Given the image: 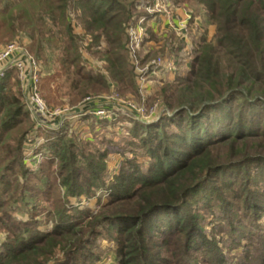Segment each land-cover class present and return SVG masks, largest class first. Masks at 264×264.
I'll use <instances>...</instances> for the list:
<instances>
[{"label": "trees", "instance_id": "16d2710c", "mask_svg": "<svg viewBox=\"0 0 264 264\" xmlns=\"http://www.w3.org/2000/svg\"><path fill=\"white\" fill-rule=\"evenodd\" d=\"M170 1L200 9L214 34L156 92L170 116L131 120L124 146L78 141L68 123L40 130L44 157L30 172L26 100L14 70L0 79V264H96L103 240L115 264H264V0ZM139 10L138 0H0V45L22 32L37 62L56 53L54 78L71 72L75 100L111 84L139 95L126 47ZM84 44L105 74L87 68ZM182 47H171L178 67ZM113 150L121 163L109 174Z\"/></svg>", "mask_w": 264, "mask_h": 264}, {"label": "rangeland", "instance_id": "374dc122", "mask_svg": "<svg viewBox=\"0 0 264 264\" xmlns=\"http://www.w3.org/2000/svg\"><path fill=\"white\" fill-rule=\"evenodd\" d=\"M167 1L170 2L172 6L170 8V12H172L173 10H180L185 13L184 16H180V17L175 15L174 18H176L177 28L179 27V24H181L182 22L185 23V21L189 19V16H190V19L186 21L185 26L183 25L184 28L179 32L172 29L169 25L167 32H166L167 33L166 39L163 40V43L161 42L162 40H159L157 38V36L156 38L155 37L150 38L151 21L157 20L156 18L150 19L148 23L146 24L144 31H146L147 33L146 41L150 40V42L155 46V50H153L152 52L154 54L148 55L151 50L147 48L146 46L147 44L145 41V43H143L139 49L138 61L141 65H144L146 63H149L150 61H155L162 56L169 55V53L172 52L171 49L177 46V40L183 44V47H182V51H183L186 45V42L183 39V37H186V39L189 41L191 45L190 46L191 55L187 56L186 53L183 51V54L185 57H184V61L182 62V64L179 65L180 69L178 65H176V62H175L176 69L174 71L165 72V73L160 74V77H161L160 80H158V76L152 77L151 81L149 82L148 88L140 91V88L138 86V81H137V75L135 73L134 66L131 62L132 59L128 51L129 61H130V64L133 68V71L136 77V83L138 86L139 95H134L129 91L120 93L118 90V87L114 84H111V87L108 92L89 94L86 97H81L75 100L74 94L71 93V90H70V83L73 80L72 75H70L71 72L67 73V75H62L60 77L54 78V76L56 75L55 73L57 72L56 69L59 70L57 64L54 63L56 53H53V52L47 53L48 66L50 68L47 65L43 64L42 62L39 63L41 67V72H42V77L38 83V86L40 85L39 86L40 96L42 97L45 104L48 105L49 107H52L53 109H62L66 107L70 109V108H75L77 106L79 107L80 105H84L83 101L88 98H90V101L91 100L97 101L96 103L91 104L90 107L92 106L106 107V105L113 104L112 97L115 98L114 103L120 102V105L122 106V108L117 109V107L114 106L112 110H109L106 119L103 118L99 120V119H95L94 117L90 115H84L78 119H75L74 122H68V124L70 125V131H72L73 129L77 130L76 135H74V133L73 135L74 137H76L78 141H84V140L90 141L94 145L100 146L101 149H105L106 141H112L114 146L118 148L120 147V145L124 146L127 141L126 139H128L129 137L128 131L132 126L130 123L131 120L140 121L141 123L147 122L145 124L149 126V125H153L157 123L162 115L168 114L167 112L165 113L163 102H161V100L157 98L156 92L162 86L163 83L167 82L168 76L173 75L175 78L176 73L181 74L183 73V70H186L187 68H189V67L184 68V65L186 64L187 66V62L189 63L190 61L189 57L192 56L193 50L196 44L198 43L199 38L202 35H204L207 39H211V37L214 34V27L206 22L205 16L200 9H197L196 7L190 5L189 3L174 5L171 3L170 0H167ZM139 11L145 12V10H143L142 8H140ZM157 14H160V13H157ZM75 26H76L75 31L77 35L82 36V34H84V31L80 28L77 22H75ZM26 38H27L26 34L21 32L17 39L10 41L4 45H0V48H4L7 45L12 44V43L21 44L25 46L29 42V40ZM86 39H87V42L91 40L90 37H87ZM166 41L168 42V45L170 43L171 45H173V46H169L170 51L165 50L163 48V46L166 45ZM85 46L86 44L83 45L84 48L81 50V52H82V58L85 61L87 68L90 69V71L93 74H96L98 72L105 74L106 70H105L103 62L93 57L89 51H86ZM104 47H105L104 45L100 46L101 49H103ZM47 67L49 68V70ZM49 75L50 77H49V80L47 81V79L45 78L48 77ZM154 79H157V81H155ZM18 87L20 89L19 81H18ZM46 96L49 97L48 100L46 99ZM152 107H154L153 108L154 110L151 109ZM43 130H46V129H43ZM42 147L43 145L40 144V146L36 148V151H41ZM41 152L43 154V151ZM125 156H127L128 158L132 157V155L129 152H126ZM120 163H121L120 155L114 152V150L110 151L109 158H108V167H109L108 173L113 174L115 171H117L120 166ZM70 200L73 204L78 205V206L86 205L92 211H95L97 208L96 199L91 200L88 203V205L86 203L79 204L77 203L79 200H75L73 198H71ZM205 218H207L205 222L206 230L207 232H210V230L212 229L210 225V220L212 219V216H208ZM5 236H6L5 234H0V244L4 241ZM226 252L227 251L225 250V253ZM239 252L240 251L237 250L234 252V254H238ZM97 253H99L98 254L99 259L96 261V264H115L116 257L114 254V245L110 241L103 240L99 245V249L97 250Z\"/></svg>", "mask_w": 264, "mask_h": 264}, {"label": "built area", "instance_id": "2783aa9c", "mask_svg": "<svg viewBox=\"0 0 264 264\" xmlns=\"http://www.w3.org/2000/svg\"><path fill=\"white\" fill-rule=\"evenodd\" d=\"M139 9L145 10L146 15L137 17L130 24L127 29V49L131 56V62L134 66L135 73L137 75L138 86L140 91L147 89L149 82L152 77H160V74L165 72L174 71L176 68L175 57L172 52L169 55L160 57L155 61H150L144 65H141L138 61V52L143 43L147 39V33L144 28L148 21L152 18H158L160 13L168 19L170 27L177 32L181 31L185 23L179 24L176 27L175 15L179 10H173L170 12L172 7L170 2L167 0H138ZM184 25V26H183ZM186 42L184 52L187 56L191 55V45L186 37H183ZM14 70L16 77L20 83L21 92L26 99V104L33 122V130L28 135L26 142L24 143V163L30 172L36 171L41 162L43 154L41 151H36V148L40 144H44V139L39 137V131L46 129L48 131H59L68 122H74L84 115H90L95 119H106L109 110L113 107L121 109L120 102L114 103L115 98L112 97V103L106 105V107L91 106V104L97 101H90V98L83 101L84 105H80L75 108H62L53 109L45 104L42 97L40 96L38 83L42 77L41 67L31 55L27 53L25 47L21 44H9L4 48H0V79L5 74ZM94 107V108H93ZM152 107L151 109H153ZM154 110V109H153ZM156 113V111H155ZM153 113V114H155ZM170 116V114L168 113ZM147 123V122H143ZM77 130L73 129L72 133L76 135ZM35 142V143H34Z\"/></svg>", "mask_w": 264, "mask_h": 264}, {"label": "crops", "instance_id": "0c3cea01", "mask_svg": "<svg viewBox=\"0 0 264 264\" xmlns=\"http://www.w3.org/2000/svg\"><path fill=\"white\" fill-rule=\"evenodd\" d=\"M176 15L180 17V16H184L185 13L179 10V11H177ZM157 17L158 18L156 21H151L150 34H153L155 38L157 36V38L159 40H162L161 42L163 43V40L166 39V34H167L166 32H167V29L169 27L168 19L166 17H164L162 14L161 15L159 14ZM146 44L145 45L147 46V48H149V50H151V51L155 50V46L150 42V40L146 41ZM185 63H186V61H185ZM188 65H189V63L187 62V66L185 64L184 68H187ZM160 78L161 77H158V80H160ZM173 79H174V76L170 75V76H168L167 82H170ZM154 80L157 81V79H154Z\"/></svg>", "mask_w": 264, "mask_h": 264}]
</instances>
